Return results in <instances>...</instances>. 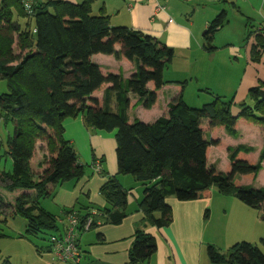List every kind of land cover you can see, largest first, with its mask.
<instances>
[{
    "label": "trees",
    "instance_id": "obj_1",
    "mask_svg": "<svg viewBox=\"0 0 264 264\" xmlns=\"http://www.w3.org/2000/svg\"><path fill=\"white\" fill-rule=\"evenodd\" d=\"M92 2L0 0V80L8 90L0 95V111L13 123V133L6 141L12 168L9 172L0 170V189L35 192L34 197L22 193L13 202L12 215L26 222L22 237L37 239L48 233L44 248L52 253L49 238L61 235L60 221L69 214L75 213L81 225L91 218L89 231L99 221L117 225L127 216V191L115 177L108 176L99 191L106 208L77 203L55 217L40 207L41 199L51 197L47 186L77 181L84 175V165L65 139L63 128L65 119L78 116L91 131L115 132L118 174L132 176L144 187L137 203L144 223L167 227L172 220L168 198L179 202L205 199L212 187L221 195L233 196L245 206L263 211L260 218L264 221V187L254 189L242 181L256 179L264 160V146L256 160L251 157V147H227V172L207 166L210 147L221 145L215 135L219 128L236 137L238 122L264 125V97L259 95V88L249 89L253 105L241 104L236 116L231 113L232 101L225 102L219 96L201 108L188 107L183 101L186 81L169 83L163 79V71L174 56L172 49L138 31L110 26L103 12L92 14ZM225 23L224 11L209 23L203 38L205 51H214V34ZM263 49L264 35L258 33L250 49L251 59L258 62ZM96 54L124 59L133 64L135 72L127 80L119 73L104 72L92 61ZM167 84L179 91L168 103L167 114L150 124L137 119L130 122L127 111L136 105L151 109L157 103V92ZM101 89V99L93 97ZM113 101L115 111L111 109ZM203 120L208 125H203ZM207 129L211 140L204 138ZM37 141L45 143L48 157L43 171L34 179L30 163ZM7 205L0 194V215L5 214ZM82 234L79 229L80 259ZM2 237L7 236L0 233ZM35 247L42 249L36 243ZM155 252V238L136 228L129 264H147ZM207 256L211 264H264L262 252L247 242L236 243L225 253L207 246Z\"/></svg>",
    "mask_w": 264,
    "mask_h": 264
},
{
    "label": "crops",
    "instance_id": "obj_2",
    "mask_svg": "<svg viewBox=\"0 0 264 264\" xmlns=\"http://www.w3.org/2000/svg\"><path fill=\"white\" fill-rule=\"evenodd\" d=\"M63 1L80 3L82 0ZM235 1L93 0L91 12L93 15L103 12L108 17L110 26L138 31L172 49L173 58L180 65L178 64L176 70L172 65L174 60L172 58L163 71V79L166 82L174 83L180 82L178 80L180 75L196 79V77H207L214 74V61H216L217 53L215 51L207 52L203 49L204 33L209 23L221 12L224 11L227 16L230 5L237 8L241 20L248 18L246 12L237 3L238 0ZM240 1L245 2L246 0ZM159 7H164V9L160 10ZM259 14L263 21L259 34L264 35V3L259 7ZM244 28L245 25L242 29ZM118 49L119 47L116 46L115 50L118 51ZM243 51V56L246 58L247 49L244 48ZM240 52L242 53V50L237 44H228L227 55L223 58L229 63L230 69L233 68L231 66L233 62H238L242 58ZM260 58L264 60V49ZM92 61L99 65L104 72L121 74L123 80H127L135 72L133 64L124 59H116L113 55L96 54L92 56ZM176 72H178L177 77ZM172 73L175 78L170 79ZM106 87L108 86L105 85L104 88ZM103 89L96 92L93 97L101 99ZM235 89L237 91L238 85L235 86ZM178 94L179 91L175 85L167 84L157 92V103L151 109L146 110L142 105H136L129 109L127 111L129 121L137 119L142 123L150 124L159 117L165 116L168 103L174 100ZM111 109L115 111L114 101L111 103ZM130 113L139 114L135 118H130ZM63 128L65 139L72 144L79 162L84 165V175L77 181L47 186L51 197L40 200L42 209L55 217H60L62 210L71 209L77 203L106 208V202L99 191L107 182V176L115 177L121 188L127 191V216L119 224H100L99 221L94 230L87 231L79 237L82 250L79 264H129V251L136 228L143 229L156 241V252L147 264H211L207 256V246H213L221 253H225L232 245L239 242L252 244L264 255L262 248L264 245L262 233L264 221L260 218L263 211L249 208L233 196L221 195L216 189V191L210 189L208 198L196 201L179 202L173 197L168 198L166 203L171 207L172 220L167 227L157 228L144 223L143 213L137 210V203L142 198L144 187L132 176L118 174L115 132L91 131L85 127L81 116L65 119ZM224 133L218 131L219 137L227 142L229 148L240 145L251 147L253 160H256L263 150L264 126L238 122L236 137L228 136L226 133L225 137ZM38 145L40 147L44 143H38ZM41 150L44 151V148ZM225 153L227 158V152L225 151ZM47 157V153H41L36 168L33 163H30L33 177H37L43 171L44 160ZM97 161L100 163V173L93 169V165ZM209 162L212 161L209 159ZM209 162L207 160V166L214 167ZM261 165L256 179L254 181L242 179L243 183L254 189L264 187V182H259L261 173L264 171V160ZM0 170L5 171L1 168ZM101 172H105L106 175H102ZM12 193H14V200L22 193L35 196L33 190H15ZM46 201L50 202L51 208L44 206ZM7 206L13 208L11 203ZM206 213L207 217H205ZM219 214L228 217L224 228H220L224 233H220L218 226L212 223L214 215L216 217ZM64 223V220L61 219L60 224ZM215 235L216 238H214ZM17 238L27 242L32 248L34 264H61L52 253L44 248L43 244L40 249L35 247L32 240L22 237V235ZM259 243H261L260 246ZM224 247L226 250H223Z\"/></svg>",
    "mask_w": 264,
    "mask_h": 264
},
{
    "label": "rangeland",
    "instance_id": "obj_3",
    "mask_svg": "<svg viewBox=\"0 0 264 264\" xmlns=\"http://www.w3.org/2000/svg\"><path fill=\"white\" fill-rule=\"evenodd\" d=\"M234 2L236 1L234 0ZM237 3L241 6V9L246 12L245 14L248 18L241 20L242 18L237 12V8L233 5L228 7V14L226 16L227 24H224L223 27L214 34L212 43V47L215 53H217L216 61H214V74L207 77H196L195 79L194 77H181V75L178 76V72L175 73L176 77L178 76L180 78L178 79L180 82L186 81L184 84L183 101L190 108H201L202 105L212 102L216 96H219L225 102L232 101L231 113L233 116H236L240 110L241 104L250 107L253 105L252 100L249 98V89L258 87L259 91L264 92V60L260 59L258 62L253 61L250 53V49L255 43V34L259 33L260 26L263 24L262 17H260L259 14V7L264 3V0H246L245 2L238 0ZM244 25L245 28L242 29ZM229 43L237 44L242 50V53L240 52L242 58L239 59L238 62H233L234 64L232 63L231 65L233 68L231 69L229 63L223 58V56L227 55ZM244 48L247 49L246 58L243 56ZM178 64L179 62H176L174 59L172 65L176 70ZM171 76L172 77H169L170 79L175 78L173 77V73ZM236 85H238L237 91H235ZM7 92L5 81L0 80V95L6 94ZM139 113H137V115ZM137 115L130 113L129 117L135 118ZM205 124H207V120H203V125ZM219 131L224 133L221 128H219ZM12 133L13 123L11 120L1 116L0 111V168L5 171H10L12 168L11 159L6 154V141ZM215 135L216 139L221 142V145L219 147H210L207 160L208 162L209 159L212 161L209 162V164H213L216 170L227 172L229 170L228 159L225 156V151L228 147L227 142L222 137H219L218 132H215ZM210 136V130H205L204 138L211 140ZM38 143L44 142L37 141L36 143L35 153L31 162L33 166L35 165L34 168H36L41 153H47L45 143L40 147ZM41 148H44V151H42ZM212 149L214 151H211ZM86 168V170H88V167ZM34 179H37V177H34ZM259 182H264V171L261 173ZM212 189L216 191L214 187H212ZM14 193H9L0 189L1 198L5 204H13ZM44 206L51 208L49 201H46ZM9 207L5 210V214L0 215L1 221L5 219L4 223H0V233L7 236V238H0V264H3L5 261H7L8 264H34L35 258L32 248L27 242L17 238L19 235H24L26 222L21 217L13 216L11 214L13 209ZM227 221V216L219 214L216 217L214 215L212 223L218 226L220 233H224L220 228H224V224H226ZM262 233L264 236V226ZM48 237L49 234L47 233L39 235V239H30L37 245L43 246ZM214 238H216V235ZM260 244L261 243H259V246ZM262 248L264 249V245ZM223 250H226V248L224 247Z\"/></svg>",
    "mask_w": 264,
    "mask_h": 264
},
{
    "label": "built area",
    "instance_id": "obj_4",
    "mask_svg": "<svg viewBox=\"0 0 264 264\" xmlns=\"http://www.w3.org/2000/svg\"><path fill=\"white\" fill-rule=\"evenodd\" d=\"M159 9L162 10L164 7H159ZM93 169L95 172L100 173L99 161L94 163ZM91 214L95 215V211H92ZM64 222L61 235L51 236L49 238V242L52 245V254L61 264H78L80 260V250L77 243V232L79 229H82L83 233L89 231L92 220L88 218L81 225L77 215L73 213L65 217Z\"/></svg>",
    "mask_w": 264,
    "mask_h": 264
},
{
    "label": "water",
    "instance_id": "obj_5",
    "mask_svg": "<svg viewBox=\"0 0 264 264\" xmlns=\"http://www.w3.org/2000/svg\"><path fill=\"white\" fill-rule=\"evenodd\" d=\"M259 95L261 96V97H264V92H259Z\"/></svg>",
    "mask_w": 264,
    "mask_h": 264
}]
</instances>
